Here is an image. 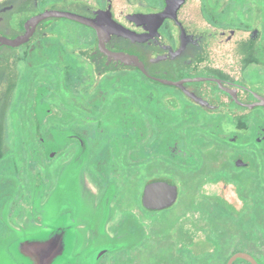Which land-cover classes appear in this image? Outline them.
I'll return each instance as SVG.
<instances>
[{
  "label": "flooded vegetation",
  "instance_id": "af4514ba",
  "mask_svg": "<svg viewBox=\"0 0 264 264\" xmlns=\"http://www.w3.org/2000/svg\"><path fill=\"white\" fill-rule=\"evenodd\" d=\"M188 1L0 0L9 40L96 25L0 47V264L62 217L64 264H264V0Z\"/></svg>",
  "mask_w": 264,
  "mask_h": 264
},
{
  "label": "water",
  "instance_id": "95a60500",
  "mask_svg": "<svg viewBox=\"0 0 264 264\" xmlns=\"http://www.w3.org/2000/svg\"><path fill=\"white\" fill-rule=\"evenodd\" d=\"M187 0H165V9L159 14L138 15L135 18L143 23L161 25L165 20L177 21L178 11L185 5ZM46 18H67L93 28L95 24L86 22L82 17L62 11L51 10L34 17L26 24V33L14 40H9L0 35V47L8 46L17 48L29 40L35 26ZM256 31H253L251 38H255ZM144 41V38H137ZM74 225L69 218L62 217L50 227L42 230L38 235L23 238L16 241L11 252L19 264H64L70 262L74 247ZM231 264V262H229Z\"/></svg>",
  "mask_w": 264,
  "mask_h": 264
},
{
  "label": "rangeland",
  "instance_id": "374dc122",
  "mask_svg": "<svg viewBox=\"0 0 264 264\" xmlns=\"http://www.w3.org/2000/svg\"><path fill=\"white\" fill-rule=\"evenodd\" d=\"M215 1L216 0H209V2H211V3L215 2ZM226 1L227 0H220L219 2L222 5V4L226 3ZM253 1L256 2V0H253ZM147 2H148V6H150V7H153V6H157L158 5V0H147ZM201 2H203V0H189L188 3H187V5H186V8L187 9H190L192 7H195V8L198 9L200 7V5H201ZM250 4H252V3H250ZM252 5H254V4H252ZM252 11L253 10L251 9V12ZM249 15L251 17H253V18H248V19L245 20V19H243L242 16H241V18L239 16L238 17V22H240V23H246L248 25H251L254 22V20H255L254 19L255 16H254L253 13H251ZM262 19L264 20V17L263 16H262ZM260 75H258V73L254 72V71H249V72L246 73V75L244 76V78H245V80L248 83H256V81L259 79L260 81H258V84H260V85H258V87H259V89L261 88V91L263 92V88H264V75H261V76ZM261 257H262V259H264V250H263V255ZM83 262H85V261H83Z\"/></svg>",
  "mask_w": 264,
  "mask_h": 264
},
{
  "label": "trees",
  "instance_id": "16d2710c",
  "mask_svg": "<svg viewBox=\"0 0 264 264\" xmlns=\"http://www.w3.org/2000/svg\"><path fill=\"white\" fill-rule=\"evenodd\" d=\"M220 0H216V4H212L209 2V0H203V6L205 8H209V7H212V6H216V8H219L220 7ZM222 7V6H221ZM240 16V12H236V17H239ZM207 19L212 21L213 18L214 20L212 22H215V23H218V24H225L227 21L225 20V15L224 14H220V13H214V14H209V15H206ZM233 17V16H232ZM231 23H236V20L233 18Z\"/></svg>",
  "mask_w": 264,
  "mask_h": 264
}]
</instances>
